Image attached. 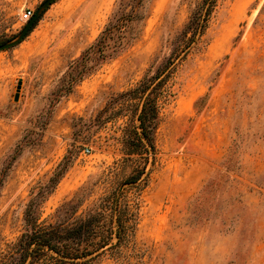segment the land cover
Instances as JSON below:
<instances>
[{
    "label": "rangeland",
    "instance_id": "obj_1",
    "mask_svg": "<svg viewBox=\"0 0 264 264\" xmlns=\"http://www.w3.org/2000/svg\"><path fill=\"white\" fill-rule=\"evenodd\" d=\"M46 1L0 0V45L19 37L24 11L40 18L0 51V254L62 162L39 222L76 196L85 213L134 172L122 141L136 109H120V95L137 87L196 0H145L138 38L68 94L64 73L118 0ZM166 86L155 152L138 188L119 189L132 229L90 264H264V0H219Z\"/></svg>",
    "mask_w": 264,
    "mask_h": 264
},
{
    "label": "trees",
    "instance_id": "obj_2",
    "mask_svg": "<svg viewBox=\"0 0 264 264\" xmlns=\"http://www.w3.org/2000/svg\"><path fill=\"white\" fill-rule=\"evenodd\" d=\"M145 0H118L116 8L104 29L88 46L78 60L71 62L64 73L65 94L73 86L105 62L116 58L134 40L139 31L134 25L142 22L141 10ZM219 0L193 2L187 23L172 40L166 41L160 55L156 56L137 87L120 95V109L135 105V123L124 130V158L135 164L134 172L122 185L138 188L145 165L155 152L154 132L158 121L159 102L169 95L167 82L176 63L182 60L192 45L204 34L210 16ZM35 22L27 36L32 32ZM113 101L111 106L117 104ZM138 155L139 160L133 159ZM68 168L62 162L48 182L39 187L24 210V232L0 254V264H90L108 250H115L127 240L132 229L133 215L127 203L122 201L124 189L115 190L85 213L78 215L82 199L77 196L64 202L55 212L53 222H39L40 208L54 190Z\"/></svg>",
    "mask_w": 264,
    "mask_h": 264
},
{
    "label": "water",
    "instance_id": "obj_3",
    "mask_svg": "<svg viewBox=\"0 0 264 264\" xmlns=\"http://www.w3.org/2000/svg\"><path fill=\"white\" fill-rule=\"evenodd\" d=\"M51 1L52 0L46 1L44 5L50 4ZM37 20H38V12L28 19L26 26L24 27V29L22 30V32L20 33L19 37L16 40L0 45V51L9 49L13 47L14 45L18 44L19 42H21L27 36L28 32L30 31V29L32 28V26L35 24Z\"/></svg>",
    "mask_w": 264,
    "mask_h": 264
},
{
    "label": "built area",
    "instance_id": "obj_4",
    "mask_svg": "<svg viewBox=\"0 0 264 264\" xmlns=\"http://www.w3.org/2000/svg\"><path fill=\"white\" fill-rule=\"evenodd\" d=\"M31 11H24L23 16H24V20L27 21L31 16H32ZM88 149L84 150V153H88Z\"/></svg>",
    "mask_w": 264,
    "mask_h": 264
}]
</instances>
